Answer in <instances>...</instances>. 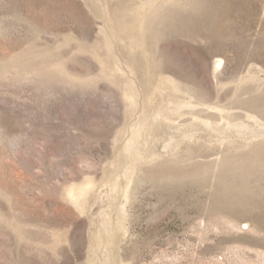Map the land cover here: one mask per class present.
Masks as SVG:
<instances>
[{"label": "rangeland", "instance_id": "1", "mask_svg": "<svg viewBox=\"0 0 264 264\" xmlns=\"http://www.w3.org/2000/svg\"><path fill=\"white\" fill-rule=\"evenodd\" d=\"M0 264H264V0H0Z\"/></svg>", "mask_w": 264, "mask_h": 264}, {"label": "bare ground", "instance_id": "2", "mask_svg": "<svg viewBox=\"0 0 264 264\" xmlns=\"http://www.w3.org/2000/svg\"><path fill=\"white\" fill-rule=\"evenodd\" d=\"M220 64H218V67H220L221 66V64L223 63V62H221V60H220V62H219Z\"/></svg>", "mask_w": 264, "mask_h": 264}]
</instances>
